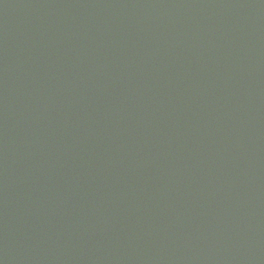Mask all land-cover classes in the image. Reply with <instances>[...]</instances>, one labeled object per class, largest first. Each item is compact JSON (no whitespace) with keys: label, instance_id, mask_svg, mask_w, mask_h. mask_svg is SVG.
Returning a JSON list of instances; mask_svg holds the SVG:
<instances>
[{"label":"water","instance_id":"95a60500","mask_svg":"<svg viewBox=\"0 0 264 264\" xmlns=\"http://www.w3.org/2000/svg\"><path fill=\"white\" fill-rule=\"evenodd\" d=\"M0 264H264V0H0Z\"/></svg>","mask_w":264,"mask_h":264}]
</instances>
